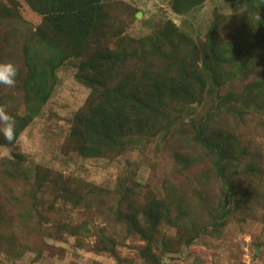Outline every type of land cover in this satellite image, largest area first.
<instances>
[{"label":"rangeland","instance_id":"rangeland-1","mask_svg":"<svg viewBox=\"0 0 264 264\" xmlns=\"http://www.w3.org/2000/svg\"><path fill=\"white\" fill-rule=\"evenodd\" d=\"M192 1L102 0L54 80L72 45L51 0H0V63L19 68L0 85L15 124L0 133V264H264V0ZM108 50L128 57L108 87L163 102V118L94 156L72 135L93 95L84 64Z\"/></svg>","mask_w":264,"mask_h":264},{"label":"trees","instance_id":"trees-1","mask_svg":"<svg viewBox=\"0 0 264 264\" xmlns=\"http://www.w3.org/2000/svg\"><path fill=\"white\" fill-rule=\"evenodd\" d=\"M197 1L202 0H193L189 6L196 5ZM101 6L102 0H51L47 11L48 21L59 32V37L68 43L66 48L72 45L71 54H66L65 50L53 49L56 57L50 64V71L54 80L55 71L64 60L73 54L81 55L88 47L89 39L96 31ZM69 39L73 41L69 43ZM127 60L128 57L108 50V53L88 58L84 64L86 74L82 78L93 88V95L80 114L83 126H76L72 136L73 139L79 138L80 150L89 155L109 154L115 150L119 153L127 138L136 133H146L144 126L148 120L153 119L154 122L163 118V102L147 101L132 88L117 90L108 87L110 80L115 78L113 70ZM203 65L205 67L206 63L203 62ZM52 89L53 86L44 100ZM100 96H104L106 100L99 101ZM136 127L141 131L137 132ZM220 154L223 155V151Z\"/></svg>","mask_w":264,"mask_h":264},{"label":"clouds","instance_id":"clouds-1","mask_svg":"<svg viewBox=\"0 0 264 264\" xmlns=\"http://www.w3.org/2000/svg\"><path fill=\"white\" fill-rule=\"evenodd\" d=\"M18 73L19 68L14 62L8 61L0 63V85L9 87L15 85ZM0 123L4 125L3 128H0V133L3 134V137L8 142H12L15 139L14 120L2 107H0Z\"/></svg>","mask_w":264,"mask_h":264}]
</instances>
